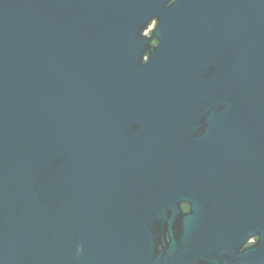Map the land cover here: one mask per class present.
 <instances>
[{
    "label": "water",
    "instance_id": "obj_1",
    "mask_svg": "<svg viewBox=\"0 0 264 264\" xmlns=\"http://www.w3.org/2000/svg\"><path fill=\"white\" fill-rule=\"evenodd\" d=\"M0 264H264V0H0Z\"/></svg>",
    "mask_w": 264,
    "mask_h": 264
},
{
    "label": "flooded vegetation",
    "instance_id": "obj_2",
    "mask_svg": "<svg viewBox=\"0 0 264 264\" xmlns=\"http://www.w3.org/2000/svg\"><path fill=\"white\" fill-rule=\"evenodd\" d=\"M154 25V23H152V26ZM151 26V27H152ZM253 241V238H250L249 240H248V243H251Z\"/></svg>",
    "mask_w": 264,
    "mask_h": 264
},
{
    "label": "rangeland",
    "instance_id": "obj_3",
    "mask_svg": "<svg viewBox=\"0 0 264 264\" xmlns=\"http://www.w3.org/2000/svg\"><path fill=\"white\" fill-rule=\"evenodd\" d=\"M151 26H152V24L150 25V27H149V28H152V27H153V26H152V27H151ZM147 32H148V30H146L144 33H147Z\"/></svg>",
    "mask_w": 264,
    "mask_h": 264
}]
</instances>
